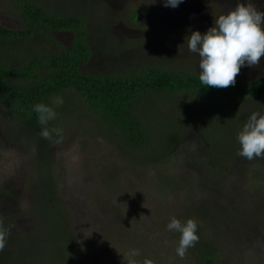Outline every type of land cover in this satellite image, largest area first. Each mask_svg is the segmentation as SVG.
<instances>
[{
    "label": "rangeland",
    "instance_id": "obj_1",
    "mask_svg": "<svg viewBox=\"0 0 264 264\" xmlns=\"http://www.w3.org/2000/svg\"><path fill=\"white\" fill-rule=\"evenodd\" d=\"M36 1L69 15L82 14L97 30L111 35L106 52L111 60L136 63L153 58L197 72L201 71L199 57L187 51L186 38L192 31L205 33L214 26L216 17L237 4V0H183L177 7H165L164 0H94L92 5L86 0ZM240 2L247 4L248 0ZM252 2L264 11V0ZM12 4L13 0H0V22L21 27L22 19L13 12ZM132 8L141 14L147 12L146 20L134 22ZM54 35L63 43L72 39L69 32ZM35 39L38 45L47 44L42 34ZM118 39L128 40L118 43ZM99 64L93 59L87 68L97 69ZM238 75L251 79L263 76L264 56L256 66H242ZM261 99L233 100V106L225 110L221 102L193 95L163 98L159 105H153L160 116L152 121L160 118L170 124L169 131L180 129L170 148L140 160L122 155L126 149L118 147L120 141L97 134V125L87 132L79 129L78 136L73 132L61 136L59 143L53 144L60 164L55 172L61 174L60 189L68 197L65 221L75 227L77 242L81 243L64 264H127L128 239L122 233L125 222L142 229L149 226L148 245L160 253L163 264H193L194 254H189V249L184 258L176 254L180 233L169 231L167 224L172 217L180 220L184 216L202 223L205 209L212 211L215 224L203 225L204 239L217 245L221 264H264V158L239 156L237 139L252 111L264 114ZM13 126L9 113L0 108V195L8 197L0 203V216L7 219L6 226L13 225L5 254L0 252V264H52L47 251L56 242L45 232L39 237L31 210L38 184L36 151L22 148L30 146L25 135L16 133ZM155 127H161L160 121ZM155 133L164 143L163 134ZM213 144L223 149L225 156L231 155L227 165L225 160L216 165L209 158L208 148ZM112 206L120 207L116 219L119 226L105 220L103 211ZM139 211L147 219L145 223L142 219L134 221ZM136 229L141 239L142 230ZM24 239L31 243L38 261L24 258ZM39 241L46 244L41 247ZM9 252L19 260H11Z\"/></svg>",
    "mask_w": 264,
    "mask_h": 264
},
{
    "label": "trees",
    "instance_id": "obj_2",
    "mask_svg": "<svg viewBox=\"0 0 264 264\" xmlns=\"http://www.w3.org/2000/svg\"><path fill=\"white\" fill-rule=\"evenodd\" d=\"M86 1H89V5L95 2ZM12 10L21 17L22 25L8 27L0 22V47L5 48V51L0 50V108L9 113L15 132L25 135L30 147L22 148L36 151L34 164L38 184L31 210L38 224L39 237L40 232H45L50 240L56 242L52 250L47 251L52 264H64L73 252L81 248L75 227L72 229L71 224L65 221L64 207H69L68 197L66 193L65 198V190L60 189L61 174L55 172L57 163L58 166L60 164L56 160L58 157L55 156L53 144L57 145L61 136L67 132L78 136L79 129L87 132L97 125V134L112 142L120 141L118 147L123 145L126 149L121 152L122 155L140 160L142 156L158 155L170 148L180 129L169 131L170 124L160 118L152 121L159 115L153 105H159L165 97H203L212 102H221L225 110L233 106V100L264 99V75L254 79L237 75L235 85L227 88L204 86L199 80V72L192 68H179L173 61L145 58L130 63L109 59L106 52L111 35L97 30V26L82 14L74 12L69 15V12L47 8L36 0H13ZM146 13L141 14L132 8L130 17L134 22H141L142 19L146 20ZM60 31L72 34L69 44L55 37L54 32ZM39 34L47 40L46 45L36 44L35 38ZM127 40L121 39L118 43ZM51 44L56 49H51ZM93 59L98 64L101 62L99 68H87ZM57 97L63 99L62 105L53 103ZM37 103L55 109L56 118L49 121L47 127L49 130L62 129L59 136L53 133L51 140L41 137L43 126L39 123L38 113L34 111ZM156 121H160V128L155 127ZM155 130L159 135L163 134L164 143L158 141ZM14 140L19 145L17 139ZM207 153L216 165L224 160L227 165L231 157L225 156L223 149H218L214 144ZM6 198V195H0V203H4ZM204 211L202 223L197 222L199 241L188 252L194 254L193 264H221L217 245L204 239L203 225L210 227L215 224L214 218H211L212 211ZM103 212L107 216L106 222L118 224L116 219L119 218L120 207L115 209L112 206L109 211ZM186 217H182L181 222H186ZM137 219H142L144 223L147 220L142 217L141 211L134 221ZM133 224L125 222L122 230L128 239L127 251L130 253L138 247L139 255L132 259L139 261V264L145 259L153 264H163L160 253L154 246L148 245L149 226L142 229ZM136 228L142 230L141 239ZM24 240H21L24 258L38 261L33 255L31 243ZM41 242H38L41 247L46 244ZM1 254L4 255L5 251ZM9 256L11 260L18 259L11 252Z\"/></svg>",
    "mask_w": 264,
    "mask_h": 264
},
{
    "label": "clouds",
    "instance_id": "obj_3",
    "mask_svg": "<svg viewBox=\"0 0 264 264\" xmlns=\"http://www.w3.org/2000/svg\"><path fill=\"white\" fill-rule=\"evenodd\" d=\"M181 2L183 0H164L165 7H177ZM186 44L189 53L198 54L201 70L199 80L204 86H234L241 67L245 64L256 66L264 56V11H259L252 0H248L247 4L237 0L236 7L216 17L214 26L205 33L192 31L186 38ZM53 103L62 105L63 99L57 97ZM34 111L38 113L39 123L43 126L40 133L42 138L51 140L53 133L57 136L61 134L62 129L49 130L47 127L49 121L56 118L53 107L37 103L34 105ZM237 139L241 146L239 156L248 160L264 158V114L252 111L242 130L238 132ZM4 220L5 218L0 216V252L6 247L13 227L6 226ZM167 229L180 233L179 245L176 248V254L180 258H184L187 250L199 241L198 224L193 218L181 222L172 217ZM138 255V250L130 252L127 264H136L132 258ZM143 264L153 262L145 259Z\"/></svg>",
    "mask_w": 264,
    "mask_h": 264
},
{
    "label": "water",
    "instance_id": "obj_4",
    "mask_svg": "<svg viewBox=\"0 0 264 264\" xmlns=\"http://www.w3.org/2000/svg\"><path fill=\"white\" fill-rule=\"evenodd\" d=\"M173 18L175 17V14H172Z\"/></svg>",
    "mask_w": 264,
    "mask_h": 264
},
{
    "label": "flooded vegetation",
    "instance_id": "obj_5",
    "mask_svg": "<svg viewBox=\"0 0 264 264\" xmlns=\"http://www.w3.org/2000/svg\"><path fill=\"white\" fill-rule=\"evenodd\" d=\"M61 32V31H60ZM64 32H67V31H64Z\"/></svg>",
    "mask_w": 264,
    "mask_h": 264
}]
</instances>
